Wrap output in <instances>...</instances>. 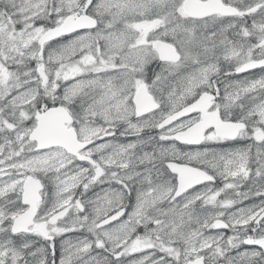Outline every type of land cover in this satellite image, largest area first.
Wrapping results in <instances>:
<instances>
[{"label":"snow or ice","instance_id":"snow-or-ice-1","mask_svg":"<svg viewBox=\"0 0 264 264\" xmlns=\"http://www.w3.org/2000/svg\"><path fill=\"white\" fill-rule=\"evenodd\" d=\"M0 264H264V0H0Z\"/></svg>","mask_w":264,"mask_h":264}]
</instances>
